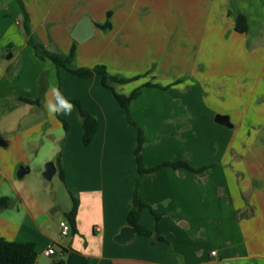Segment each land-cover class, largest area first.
Wrapping results in <instances>:
<instances>
[{
    "label": "crops",
    "instance_id": "obj_1",
    "mask_svg": "<svg viewBox=\"0 0 264 264\" xmlns=\"http://www.w3.org/2000/svg\"><path fill=\"white\" fill-rule=\"evenodd\" d=\"M22 1L23 19L18 26L26 37L20 52L31 47L29 38L61 54H68L75 43L77 66L100 64L111 75L133 79L111 83L116 92L126 95L143 85L140 75L155 65L148 74L153 78L151 83L167 88L141 87L142 92L129 105L132 121L145 128L140 151L145 168L181 160L194 167L205 165L206 155H194L190 139L200 136L198 128L214 129L216 114L205 105L186 104L185 99L192 93V86H186L192 70L189 65L198 63L197 46L214 0ZM247 2L249 10H243L241 0H237L235 12L229 10L226 32L240 33L234 29L238 13L247 18L245 33L251 32L256 8L254 0ZM84 15L94 22V33L78 42L71 37V31ZM107 20L109 29L96 26ZM23 63L29 68L32 89L14 92L12 98L16 104H27L28 110L36 115L42 105L29 104L21 98L38 97L42 59L27 52L17 66ZM51 70H56L57 91L63 101L56 117L61 127L63 121L67 124L60 148L65 181L62 182L53 161L56 172L51 179L57 175L60 181L54 186L52 197L39 179L35 186L13 183L12 192H0V196L14 200L11 207L0 210H8L0 219L1 237L32 242L37 264H264V185L259 184L254 172L236 171L228 166L239 156L233 153L225 160L221 177L212 184L209 176L213 169L196 173L164 165L139 176L134 156L137 128L127 121L126 112L112 91L102 85L101 76L94 73L83 78L69 72L75 76L73 79L64 73L66 70H57L53 63ZM83 80L91 81V86ZM72 84L77 88L71 90ZM74 100L96 120L97 130L86 145L82 142L84 130ZM40 126L41 120L35 119L27 127L26 135L38 138ZM218 130L220 135L228 133L225 129ZM210 136L216 134L211 132ZM36 157L34 166L25 167L26 174L34 170L35 177L42 178L44 169L39 166L42 155L37 152ZM0 174L1 187L6 174L1 170ZM136 188L138 197L149 205L143 210L140 223L153 233L158 230L164 240L152 241V236L135 233L123 244L114 241V236L126 225ZM69 191L79 200L75 232L70 225V233L61 236L60 222L67 220L65 213L72 208ZM50 243L55 244V254L47 257L43 250Z\"/></svg>",
    "mask_w": 264,
    "mask_h": 264
},
{
    "label": "rangeland",
    "instance_id": "obj_2",
    "mask_svg": "<svg viewBox=\"0 0 264 264\" xmlns=\"http://www.w3.org/2000/svg\"><path fill=\"white\" fill-rule=\"evenodd\" d=\"M20 1L23 5V1ZM241 1L243 10H249L247 0ZM236 2L214 0L202 41L197 46L195 58L198 63L189 65L192 70L188 75L189 85L186 86H192V93L185 99L189 105H205L214 115H227L233 128L216 123L213 124L214 129L210 126L198 128L201 134L191 137L190 147L194 155H206L203 162L211 165L207 171L213 169L209 184L221 177L220 170L224 168L225 160L235 153L239 160L228 166L236 171L243 169L254 172L259 184L264 185V0H254L256 11L253 13L255 18L251 22V32L244 34L225 31L230 22L228 12H235ZM21 11L22 6L18 0H0V170L6 174L0 192H12L13 183L35 186L40 180L42 188L45 186L48 196L52 197L53 188L60 181L57 175L49 180L43 175L42 178L35 177L34 170L21 179L16 175L19 166H34L37 152L42 155L39 163L42 170L48 161H55L66 131L56 117L55 100L59 86L56 70H51L53 62L50 60H42V77L46 85L42 110H36L34 115L28 110L27 104H16L12 98L14 92L32 89L28 66L26 63L17 66V62H21L22 58L24 60L27 52L29 55L34 53L31 47L20 52L26 37L25 31H21L18 26L19 20L21 23L23 19ZM45 49L49 51L47 46ZM10 53L14 56L7 58ZM200 60L203 63H199ZM154 67L150 65L140 75L143 79L140 88L156 89L146 85L153 80L148 74ZM67 75L76 79L70 73ZM83 81L91 86V81ZM69 88L73 90L77 87L72 84ZM35 119L41 120L40 136L30 138L26 135L27 127L32 126ZM218 129H225L228 133L220 135ZM211 132L216 136H210ZM6 211H0V219Z\"/></svg>",
    "mask_w": 264,
    "mask_h": 264
},
{
    "label": "trees",
    "instance_id": "obj_3",
    "mask_svg": "<svg viewBox=\"0 0 264 264\" xmlns=\"http://www.w3.org/2000/svg\"><path fill=\"white\" fill-rule=\"evenodd\" d=\"M19 3L22 6L20 0H18ZM24 23H28V16L24 12ZM109 16V13H108ZM98 28L107 30L110 27V23L107 20L104 24H97ZM247 18L244 14L238 13L235 17L234 22V29L237 32L245 33L247 31ZM28 43L33 48L35 55L44 60L46 58L50 59L53 64L55 65L56 69H64L76 76L88 78L92 76L94 73H97L101 76V83L104 87L109 88L112 91V94L117 99L118 103L122 108H124L126 112V118L127 121L136 126L134 121H132L130 114H129V105L130 102L136 98L142 91L140 88H135L131 93L128 95L121 94L115 91L114 87L111 83H126L130 80H133L132 78H124V77H118L117 75H111L107 72L105 67L103 65L97 64L93 67H79L75 64V43L71 46L70 51L68 54H61L57 52H51L45 49V46L41 43L36 42L33 38L28 39ZM40 83V91L39 95L36 99L30 100L26 98H21L23 102L29 103V104H36V105H42L43 97L45 94V81L43 77L41 76L39 79ZM147 86H150L152 88H162L166 89L167 86H161L160 84L156 83H146ZM78 107V116L80 118V121L83 126V135H82V142L86 145L89 144L92 136L97 130V124L95 118L90 115L84 108L81 107L79 102L77 100H74ZM63 104V101L59 98V91H57L56 95V113L59 112V109L61 108V105ZM64 128H67V124L65 121H63ZM137 128V138L134 148V156H135V162L137 167V172L139 176H142L146 173L152 172L160 168L164 165H170L174 168L183 167L186 168L192 172L201 173L206 170H208L211 165H204L201 167H194L191 164L188 163L187 160H181V161H165L157 166L145 168L142 165L141 162V148L144 143V129L142 127ZM56 164H57V170L59 173V176L62 181H65L64 179V173L61 166V153L60 151L57 153L56 157ZM71 200H72V208L70 211L65 213V217L69 224L71 225L72 232H75L74 227V219L78 208V197L75 193L69 191ZM14 203V200L9 196H0V210L11 207ZM149 205L146 204L144 201H142L137 194V188L134 192V195L130 201L129 205V211L128 216L126 219V225H129L134 228V231L136 234L145 235V236H152V241H162L164 240L161 233L156 230V232H152L146 227H144L140 223V217L144 209L148 208ZM156 218H159V215L155 214ZM158 220V219H157ZM37 253L34 248V244L32 242H20L15 240H7L0 236V264H34L36 261Z\"/></svg>",
    "mask_w": 264,
    "mask_h": 264
},
{
    "label": "water",
    "instance_id": "obj_4",
    "mask_svg": "<svg viewBox=\"0 0 264 264\" xmlns=\"http://www.w3.org/2000/svg\"><path fill=\"white\" fill-rule=\"evenodd\" d=\"M94 27H95V24L91 20V18L87 15H84L81 17V19L76 23V25L72 29L71 37L78 42H82L93 35ZM47 48L49 49V51H53L52 48L50 47H47ZM8 57H10V54L8 55ZM214 121L220 125L232 127V124L227 115L216 114L214 116ZM26 172H27V169L24 166H19L16 172L17 178L19 179L23 178ZM55 172H56L55 163L53 161H48L45 165L42 175L45 179L49 180L52 178ZM134 234H135L134 228L129 225H125L121 227L119 232L114 236V241H116L117 243L123 244L127 241H130L134 237Z\"/></svg>",
    "mask_w": 264,
    "mask_h": 264
},
{
    "label": "built area",
    "instance_id": "obj_5",
    "mask_svg": "<svg viewBox=\"0 0 264 264\" xmlns=\"http://www.w3.org/2000/svg\"><path fill=\"white\" fill-rule=\"evenodd\" d=\"M70 233V224L67 220H62L60 222V234L61 236H67ZM43 254L47 257H51L55 254V244L50 243L47 247L43 250ZM211 254L214 255L215 251H211ZM34 264H37L36 261Z\"/></svg>",
    "mask_w": 264,
    "mask_h": 264
}]
</instances>
